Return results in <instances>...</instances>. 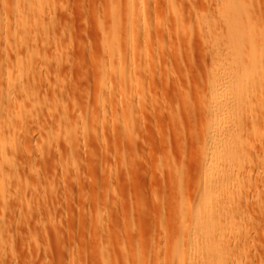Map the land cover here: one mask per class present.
Returning a JSON list of instances; mask_svg holds the SVG:
<instances>
[{
    "label": "rangeland",
    "instance_id": "1",
    "mask_svg": "<svg viewBox=\"0 0 264 264\" xmlns=\"http://www.w3.org/2000/svg\"><path fill=\"white\" fill-rule=\"evenodd\" d=\"M222 1L133 0L129 20V0H0V264H176L215 177L201 169L231 56L250 85L223 250L264 264V0H233L232 43Z\"/></svg>",
    "mask_w": 264,
    "mask_h": 264
},
{
    "label": "bare ground",
    "instance_id": "2",
    "mask_svg": "<svg viewBox=\"0 0 264 264\" xmlns=\"http://www.w3.org/2000/svg\"><path fill=\"white\" fill-rule=\"evenodd\" d=\"M169 1L171 0H168V2ZM132 2L133 0H129V3L127 5L129 20L130 18H133L132 16L134 14V7L132 5ZM141 3L143 4L142 1ZM223 3L227 5V8L223 6V10H225V8L227 10L225 17L229 27V29H227L230 33V38L228 39L230 41L232 37V40L230 41V43H232L234 39L238 40L236 39L237 34L244 31L243 27L241 26L242 23H239L240 10L239 7L234 8L237 3L233 0H225L222 1L221 4ZM234 9H236V11H234ZM118 12L115 14L114 19H112V24L109 23L108 25V28L109 26L111 27L107 29L108 31H106L104 33L105 36H103L105 39L104 43L106 45H109L107 49V51L109 52L112 51V49L113 51L115 49L113 48V46H110V38L114 36L116 37L117 35L119 36V31L122 30V21H120V15H118ZM234 43L236 42L234 41L233 44ZM231 46L232 45H230V48ZM235 47V45L232 46L233 50ZM229 63L230 71H227L225 74H223V76L220 75L221 77L218 76V79H214L213 82L214 84L212 86V100L210 103V111L213 115L211 121L214 125L211 131L207 154L205 156V160L201 169V178L203 180L207 179L208 175L206 174V171L208 172L209 170L216 169L215 177H213L203 186V204L206 209L204 210L201 218L197 220V222L193 226H191L189 230V237L186 240V249L183 252H180L179 247L175 245L176 255L178 259L176 264H227L225 251L223 250L224 244L222 243V241L225 240L227 236H229L231 231L234 232V229L231 227H227L226 225H222L220 222V216L222 212H224L228 208L229 205L227 201L233 195L231 189H229L230 182L228 181V176L233 169V161L239 155V153L242 152V145L241 142H239L240 139H238L240 127L235 120L236 113L234 111V104L236 99H241L243 97L244 93L249 89L248 86L250 85L249 82L247 83L246 80L241 78L240 75H235L234 73V70L237 67L236 65L239 63L238 59L231 56ZM112 67L113 75V71L114 69L116 71V68L114 66ZM118 67L119 72L122 69L125 70V67L123 68V65L121 64H119ZM124 70L123 72L121 71L122 76L121 72L119 73L121 77H124L123 73L124 75L126 73V70ZM115 71L114 74L116 75ZM8 77L9 76H7L6 78ZM16 84L18 85V83ZM17 85H15L14 88L17 89V87H19ZM226 85L228 86V88L223 92V89L226 87ZM0 146L3 147V149H0L3 150L2 153L4 154V144H2L1 142ZM3 156L2 158H4ZM4 160L8 162L7 158ZM4 162H0L1 169L3 167L5 169ZM140 262L141 264H148L145 256L144 258H141Z\"/></svg>",
    "mask_w": 264,
    "mask_h": 264
}]
</instances>
